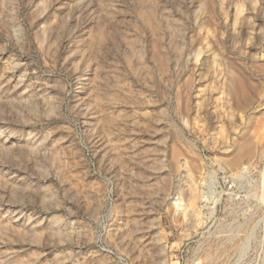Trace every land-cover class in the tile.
I'll list each match as a JSON object with an SVG mask.
<instances>
[{
    "label": "rangeland",
    "instance_id": "obj_1",
    "mask_svg": "<svg viewBox=\"0 0 264 264\" xmlns=\"http://www.w3.org/2000/svg\"><path fill=\"white\" fill-rule=\"evenodd\" d=\"M0 264H264V0H0Z\"/></svg>",
    "mask_w": 264,
    "mask_h": 264
}]
</instances>
